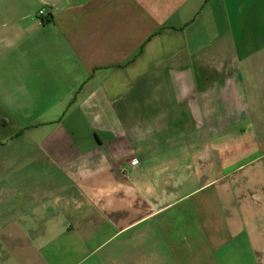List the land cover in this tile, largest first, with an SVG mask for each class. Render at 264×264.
I'll return each instance as SVG.
<instances>
[{
    "label": "crops",
    "instance_id": "crops-1",
    "mask_svg": "<svg viewBox=\"0 0 264 264\" xmlns=\"http://www.w3.org/2000/svg\"><path fill=\"white\" fill-rule=\"evenodd\" d=\"M0 264H264V0H0Z\"/></svg>",
    "mask_w": 264,
    "mask_h": 264
},
{
    "label": "built area",
    "instance_id": "built-area-1",
    "mask_svg": "<svg viewBox=\"0 0 264 264\" xmlns=\"http://www.w3.org/2000/svg\"><path fill=\"white\" fill-rule=\"evenodd\" d=\"M35 15L39 23H44L50 19V14L45 6L38 8Z\"/></svg>",
    "mask_w": 264,
    "mask_h": 264
}]
</instances>
